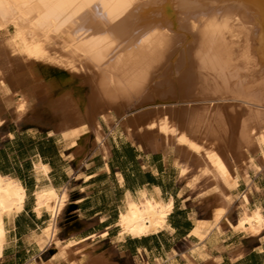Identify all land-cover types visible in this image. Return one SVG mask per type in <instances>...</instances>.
<instances>
[{
  "label": "bare ground",
  "instance_id": "6f19581e",
  "mask_svg": "<svg viewBox=\"0 0 264 264\" xmlns=\"http://www.w3.org/2000/svg\"><path fill=\"white\" fill-rule=\"evenodd\" d=\"M0 35V54L18 63L8 79L0 73V109L6 111L10 99L21 116L32 97L57 88L51 105L63 117L73 156L83 155L91 125L100 129L97 116L113 123L111 112L121 117L122 130L144 128L154 152L168 147L171 155L175 145L194 166L203 153L209 156L214 217L193 229L202 246L192 254L194 264H218L227 249L223 228L231 207L218 202L222 166L236 181L255 163L264 165V0H0ZM100 151L105 154L104 146ZM255 154L262 156L255 160ZM49 172L40 158L33 162L34 175L45 180L35 190V213L40 218L46 212L49 220L23 241L38 252L55 242L66 205V189L56 188ZM65 173L71 176V169ZM24 198L19 180L0 173V253ZM162 198L157 186L125 193L116 241L167 230L172 203ZM243 202L242 213L252 221L248 234L257 237L264 217L250 210L248 196ZM73 244L62 241L48 260L30 264H109L91 251L77 253ZM242 254L235 249L228 259Z\"/></svg>",
  "mask_w": 264,
  "mask_h": 264
},
{
  "label": "rangeland",
  "instance_id": "374dc122",
  "mask_svg": "<svg viewBox=\"0 0 264 264\" xmlns=\"http://www.w3.org/2000/svg\"><path fill=\"white\" fill-rule=\"evenodd\" d=\"M2 37L3 35H0V42L3 40ZM2 53L0 54V73L2 72L8 79L11 70L18 69L16 68L18 63L10 60L9 55L5 52L2 51ZM75 86H80V84L76 83ZM57 91L56 88L47 94L32 97L26 111L21 116L17 115L10 99L6 101V105L8 104L6 111L0 109V172L17 175L22 179L26 188L23 212L14 219L18 228L16 231L18 237H24L32 230L45 227L49 220L46 212L38 218L34 209L36 204L35 190L45 183L42 177H36L33 173V162L38 157L50 164L52 171L49 177L53 185L59 189L64 188L66 191L68 189L70 192L68 196L67 191L66 205L57 220L56 240L53 245L43 252H38L33 244L23 246L20 241L15 247L13 244L9 245L7 254L12 253L15 249H21L20 264H30L33 260L42 262L50 258L49 251H51L50 256L58 251L60 242L73 240L76 246L73 244L72 248L74 250L79 248L77 253L91 251L93 258L94 256L106 257L109 264H158L159 260L153 258L155 255L154 242L158 239L164 250L167 252L173 250L169 254L168 264L197 263L192 254L197 245L202 246L201 242L195 239L192 234L193 229L197 226L191 229L189 233L191 237L188 236L189 238L183 231L188 217L191 222L194 219H201L199 224L213 222V198L210 196L213 189V179L210 177L211 160L208 162L209 156L203 153L202 164L194 166L193 162L180 158L175 153V145H172L173 152L171 155L168 154V147H162L158 152L161 154L163 162L168 163V166L166 168L160 167L157 184L162 190V199L172 203V213L170 212L167 219L168 224L174 223L180 228L179 232L170 237L169 234L172 231L169 225L167 230L157 235L141 239L125 237L123 239L125 243L118 242L115 238L118 234L119 209L125 200V193L131 191L132 194H135L143 187L151 189L155 186H151L149 179L145 177L140 167V157L148 155L149 152H154L150 146L151 141L141 134L144 128L134 132L122 130L119 124L121 117L115 112H111L114 117L113 123L107 126L101 121V117L97 116L100 129L97 130L94 125H91L87 132V139L83 143V155L79 154V158L73 156L74 144L68 138L69 134L63 124V117L51 105L58 97ZM82 91V96L86 100L90 92L88 86H83ZM134 111L136 112L135 109H131L128 113H135ZM46 136H52L49 142L45 141ZM63 146L65 147L63 148ZM100 146H104L106 150L104 155L100 151ZM261 156V154L259 156L255 154L253 158L256 160ZM160 159L158 156L153 161L160 162ZM106 162L110 166L109 173ZM86 163L88 166L85 165ZM86 166L88 167L86 171L88 176L81 175V172L85 173ZM67 168L71 169L72 174H77L75 178L66 175ZM182 168L185 170L184 173L186 172L184 176L180 175ZM244 172V178L241 177L234 181L233 177H229L227 165L224 163L222 166L218 202L222 205L230 204L231 206L227 212V226L223 228V233L226 235L223 245L228 249L234 244L242 246V241L245 238H251L250 240L253 242L255 238H258L263 243V253L258 256H260V261H264V227L257 237L249 236L248 232L251 230L252 221L248 220L249 217H244L241 210L244 204L243 197L248 196L250 210L258 208L264 217V165L255 163L253 171L246 170ZM246 172L248 173L246 174ZM4 175L15 178L9 174ZM90 175H92V179L86 184L76 180V178L81 177L83 181H86L91 178ZM245 178H247L246 182H244ZM87 186L88 194L81 196L82 198L88 197L86 201L78 206H75L73 202H69L71 205L67 203L68 198L69 201L82 199L76 196L77 192L80 188ZM180 189L181 191L178 193ZM183 192L185 194L180 198L179 196ZM168 194L170 195L166 197ZM171 195H174V199ZM69 215H73V217L68 219ZM104 219L105 221H102ZM240 222L245 225L243 231L238 232L236 227ZM68 223L71 225L69 230L67 228ZM105 228L108 230L106 231ZM141 245L147 247L146 253L139 249L136 251V247ZM24 249L29 252L24 253ZM227 252L224 253L221 264L231 263L226 256ZM1 256L2 252L0 258Z\"/></svg>",
  "mask_w": 264,
  "mask_h": 264
},
{
  "label": "crops",
  "instance_id": "0c3cea01",
  "mask_svg": "<svg viewBox=\"0 0 264 264\" xmlns=\"http://www.w3.org/2000/svg\"><path fill=\"white\" fill-rule=\"evenodd\" d=\"M51 137L46 136L45 141L46 142H49L50 139H51ZM139 151H141V150H139ZM158 156H160V158H161L160 159V162L159 161H153L154 159H157ZM38 158H40V157H38ZM44 163H47V162H44ZM47 164L50 167V171H52L50 164L49 163H47ZM105 164H106V166L108 168V173H109L110 166H109L108 162H106ZM140 164H141V166H140L141 167V170L143 171V174L145 175V177L149 179V182H150L151 186L152 185H155V186H158L159 187V185L157 184V179H158V174H159L160 167L162 166L163 168H166L168 166V163H164L163 162L161 154L159 152H149V154L146 155V156L142 155V158L140 157ZM85 165L88 166L87 163ZM87 170H88V167L85 168V173H82L81 172L80 174L81 175H87L88 176V172H86ZM0 173H2V172H0ZM49 173H51V172H49ZM2 174H9L12 177L17 178L19 180L20 184L25 189V193H26V188L24 187V182L22 181V179L20 177H18L17 175L11 174V173H2ZM49 175L50 174H48V177H49ZM76 175L77 174H71V176H68V177L75 178ZM90 176H91V178L87 179L86 181H83L81 179V177L76 178V180L82 182V184H86V183H88V181L90 179H92V175H90ZM159 189H160V187H159ZM67 191H68V189H67ZM180 191H181V189L178 191V193ZM160 193L162 195V190L161 189H160ZM84 194H88V186L87 187L80 188L78 190L76 196L82 198L81 196L84 195ZM184 194H185V192H183L179 197L181 198ZM69 195H70V192L68 191V196ZM169 195L170 194H168L166 197H168ZM171 196L174 199V195H171ZM73 198H75V197H73ZM87 198L88 197H85V198H82V199H75V200H72V201H69V198H68V202L67 203L73 202V204L75 206H78L83 201H86ZM183 203H185V202H183ZM69 205H71V204L69 203ZM102 221H105V219L102 220ZM201 221H202L201 219H194L193 222H191L190 221V218L188 217L187 221L185 222L186 227H185V229L183 231V232L186 233L185 234L186 237H188V236L191 237L189 235L191 229L194 228V227H196V226H198ZM171 224H173V225H171ZM171 224L169 223L170 228H171V231H172V233L169 234L170 237L173 236V235H177L178 232H179V229H180L174 223H171ZM17 230H18V228H17V226L15 224V221L13 220L11 227L7 230L6 239L8 240L7 241L8 244L5 247L6 249L4 248V250L2 252V256L0 258V264H20V256L22 255V253H20V252H22L21 249H19V250H16L15 249V250H13L12 253L7 254V248L10 247L9 245H12L13 244V246L15 247V245L18 244L20 241L23 244V246L27 245L23 241V236L21 238L18 237V234L16 232ZM105 230L107 231L108 229L105 228ZM107 234L108 233L106 232V235ZM250 239L251 238H245L242 241V246H240V244H237V245L234 244L230 248H228L227 250H225L223 252V254H222L221 261L218 264H221L223 262V256H224V253L226 251H228V252L229 251H232L233 249H235L237 247H239L242 250V252H243L242 257L239 258L238 260L230 263V264H263L264 261H260V256H258L259 254H262L263 253V243H261L258 240V238H255V241L254 242L251 241ZM156 240L157 241L154 242V252H155V255H153V254H151V255H153L154 260L155 259H158L159 260V263L158 264H166V263L168 264L169 254L172 253L173 250L167 252L166 250H164L163 245L159 242V240L158 239H156ZM120 242L121 243H125L124 240H122ZM223 247H224V245H223ZM137 249H139L141 252H145V253L147 252V247H145L144 245H141L139 247H136V251H137ZM259 249H260V251H259ZM28 252H29L28 250H25L24 249V253H28ZM228 252H227V255H226L227 258H228ZM174 256H175V254H174ZM175 258H176V256H175Z\"/></svg>",
  "mask_w": 264,
  "mask_h": 264
},
{
  "label": "water",
  "instance_id": "95a60500",
  "mask_svg": "<svg viewBox=\"0 0 264 264\" xmlns=\"http://www.w3.org/2000/svg\"><path fill=\"white\" fill-rule=\"evenodd\" d=\"M50 254H51V251H49V256H50Z\"/></svg>",
  "mask_w": 264,
  "mask_h": 264
}]
</instances>
